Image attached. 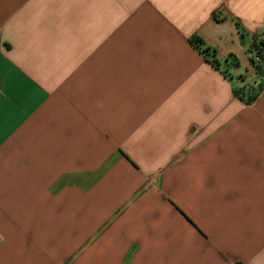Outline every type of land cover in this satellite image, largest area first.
Here are the masks:
<instances>
[{
	"label": "crops",
	"instance_id": "crops-1",
	"mask_svg": "<svg viewBox=\"0 0 264 264\" xmlns=\"http://www.w3.org/2000/svg\"><path fill=\"white\" fill-rule=\"evenodd\" d=\"M258 36L264 0H0V264H264ZM65 199L100 223L59 258Z\"/></svg>",
	"mask_w": 264,
	"mask_h": 264
},
{
	"label": "rangeland",
	"instance_id": "rangeland-1",
	"mask_svg": "<svg viewBox=\"0 0 264 264\" xmlns=\"http://www.w3.org/2000/svg\"><path fill=\"white\" fill-rule=\"evenodd\" d=\"M251 65L253 66V63L250 60ZM254 69H256V66H253ZM258 83L251 82L246 88H241L240 91L244 90V94L241 95L242 100L245 103H249V98L257 92L258 89ZM120 201V200H119ZM82 205V206H81ZM93 207V203L90 200H84L75 202L74 204L69 199H65L63 206H62V213L61 215H58L55 219L52 221L58 224H64V225H72L75 224L79 228L78 230L71 234L69 237L66 238L65 235H61V241L64 243L62 248H60L57 252V256L59 258H68L70 254L80 245V243L88 236V234L91 231L92 226L97 225L100 223V220L98 221H90V222H83L82 219L78 217L76 212L82 208L86 211L91 210ZM82 225V226H81ZM62 250V252H61ZM48 264H51L49 261Z\"/></svg>",
	"mask_w": 264,
	"mask_h": 264
},
{
	"label": "built area",
	"instance_id": "built-area-1",
	"mask_svg": "<svg viewBox=\"0 0 264 264\" xmlns=\"http://www.w3.org/2000/svg\"><path fill=\"white\" fill-rule=\"evenodd\" d=\"M248 53L253 66H264V38L258 36L257 42L253 44Z\"/></svg>",
	"mask_w": 264,
	"mask_h": 264
},
{
	"label": "trees",
	"instance_id": "trees-1",
	"mask_svg": "<svg viewBox=\"0 0 264 264\" xmlns=\"http://www.w3.org/2000/svg\"><path fill=\"white\" fill-rule=\"evenodd\" d=\"M257 42V40L255 41V43ZM259 43H261V42H259ZM262 44V43H261ZM256 71H257V73L258 74H261V73H264V66H262V67H259V66H256V69H255ZM263 75V74H262ZM262 87H263V84H259L258 85V89H257V92L255 93V94H253L250 98H249V101L251 102V101H253L254 99H255V97L258 95V93L261 91V89H262Z\"/></svg>",
	"mask_w": 264,
	"mask_h": 264
},
{
	"label": "snow or ice",
	"instance_id": "snow-or-ice-1",
	"mask_svg": "<svg viewBox=\"0 0 264 264\" xmlns=\"http://www.w3.org/2000/svg\"><path fill=\"white\" fill-rule=\"evenodd\" d=\"M0 113H2V107H0ZM0 132H2V115H0Z\"/></svg>",
	"mask_w": 264,
	"mask_h": 264
}]
</instances>
